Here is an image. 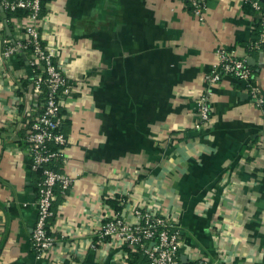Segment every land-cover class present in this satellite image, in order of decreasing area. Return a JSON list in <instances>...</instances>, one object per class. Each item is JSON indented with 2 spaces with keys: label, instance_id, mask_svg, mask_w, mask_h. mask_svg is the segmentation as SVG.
<instances>
[{
  "label": "crops",
  "instance_id": "obj_1",
  "mask_svg": "<svg viewBox=\"0 0 264 264\" xmlns=\"http://www.w3.org/2000/svg\"><path fill=\"white\" fill-rule=\"evenodd\" d=\"M252 1L208 0L200 21L187 0H45L40 33L72 85L59 170L74 183L56 192V246L37 258L32 73L26 55H2L17 18L7 22L0 0V264H148L98 238L118 211L108 200L120 196L129 220L140 208L178 223L184 263L264 264V114L246 83L224 76L213 85L210 122L195 129L218 47L245 58L264 92Z\"/></svg>",
  "mask_w": 264,
  "mask_h": 264
},
{
  "label": "built area",
  "instance_id": "obj_2",
  "mask_svg": "<svg viewBox=\"0 0 264 264\" xmlns=\"http://www.w3.org/2000/svg\"><path fill=\"white\" fill-rule=\"evenodd\" d=\"M194 15L205 20L208 0H187ZM259 14L260 31L253 43V48H264V6L258 0L251 2ZM3 10L10 12L23 11L15 16V33L4 38L2 55L10 58L15 54L28 57L32 73L33 108L27 139L34 170L41 169L42 179L38 191V218L32 233V248L37 258L55 249L56 237L50 233L49 222L54 216L52 209L56 199V190L62 194L72 188L74 179L57 165L65 158V147L68 136L63 124L66 115L63 112L66 99L72 85L59 66L55 52L45 44L41 33L42 0H1ZM14 17V16H13ZM19 19V20H18ZM9 20L7 19V22ZM217 61L205 76V88L197 100V120L195 129L203 130L211 119V87L224 76H231L244 81L253 97L255 105L264 114V92L256 82L254 70L245 58L238 57L233 50L220 46L217 49ZM21 81L20 87L26 89ZM21 100V98H20ZM124 205L125 199L119 197ZM134 220H129L123 211H116L101 222L97 231L100 241L115 239L127 245L132 252H142L148 264H208L205 260L184 263L180 249L183 246V234L177 222L169 216L154 214L150 210H133Z\"/></svg>",
  "mask_w": 264,
  "mask_h": 264
},
{
  "label": "trees",
  "instance_id": "obj_3",
  "mask_svg": "<svg viewBox=\"0 0 264 264\" xmlns=\"http://www.w3.org/2000/svg\"><path fill=\"white\" fill-rule=\"evenodd\" d=\"M46 5H45V0H42V12L44 11V7H45ZM5 11V10H4ZM5 14H6V19H8V20H10L11 19V17H13V16H18V15H20V14H24V12L23 11H18V12H10V11H5ZM65 127V121H64V124H63V128ZM57 169H59V163H58V165H57ZM41 174H42V171H41V169H39L38 170ZM57 191H59L58 189L56 190V192ZM60 192V191H59ZM108 203H110L113 207H115V209L116 210H118V211H122V206L123 205H121L120 203H119V200L117 201V200H108ZM143 256V257H145V255L142 253V252H130V254H129V258H130V261H131V259H132V261H133V258L134 257H136V256ZM146 258V257H145ZM147 259V258H146Z\"/></svg>",
  "mask_w": 264,
  "mask_h": 264
},
{
  "label": "water",
  "instance_id": "obj_4",
  "mask_svg": "<svg viewBox=\"0 0 264 264\" xmlns=\"http://www.w3.org/2000/svg\"><path fill=\"white\" fill-rule=\"evenodd\" d=\"M6 29H7V32H9V35L11 34L10 32V27L6 24Z\"/></svg>",
  "mask_w": 264,
  "mask_h": 264
}]
</instances>
